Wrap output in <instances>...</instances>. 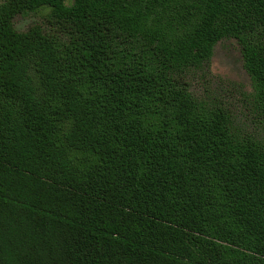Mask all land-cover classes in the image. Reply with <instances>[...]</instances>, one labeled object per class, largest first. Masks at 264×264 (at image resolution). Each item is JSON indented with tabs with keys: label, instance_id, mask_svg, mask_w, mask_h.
Instances as JSON below:
<instances>
[{
	"label": "trees",
	"instance_id": "1",
	"mask_svg": "<svg viewBox=\"0 0 264 264\" xmlns=\"http://www.w3.org/2000/svg\"><path fill=\"white\" fill-rule=\"evenodd\" d=\"M223 39L264 118V0L0 1V264H264V137L189 80Z\"/></svg>",
	"mask_w": 264,
	"mask_h": 264
},
{
	"label": "rangeland",
	"instance_id": "2",
	"mask_svg": "<svg viewBox=\"0 0 264 264\" xmlns=\"http://www.w3.org/2000/svg\"><path fill=\"white\" fill-rule=\"evenodd\" d=\"M49 15L47 8L19 15L15 25L21 31L35 23L49 28ZM189 80L193 93L199 98L230 108L239 129L264 137V118L254 109L250 97L251 77L244 68L240 46L235 39L219 41L210 62L194 69Z\"/></svg>",
	"mask_w": 264,
	"mask_h": 264
}]
</instances>
